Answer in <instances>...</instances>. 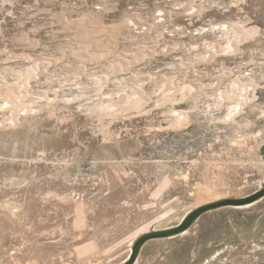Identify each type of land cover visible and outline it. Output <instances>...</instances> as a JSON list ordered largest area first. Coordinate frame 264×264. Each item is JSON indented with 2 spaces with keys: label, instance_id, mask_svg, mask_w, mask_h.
<instances>
[{
  "label": "rangeland",
  "instance_id": "1",
  "mask_svg": "<svg viewBox=\"0 0 264 264\" xmlns=\"http://www.w3.org/2000/svg\"><path fill=\"white\" fill-rule=\"evenodd\" d=\"M0 264H264V0H0Z\"/></svg>",
  "mask_w": 264,
  "mask_h": 264
},
{
  "label": "bare ground",
  "instance_id": "2",
  "mask_svg": "<svg viewBox=\"0 0 264 264\" xmlns=\"http://www.w3.org/2000/svg\"><path fill=\"white\" fill-rule=\"evenodd\" d=\"M223 26H224V28H225L228 32L231 31L230 28H229V25H228V26L223 25ZM232 30H233V29H232ZM234 31H235V37L240 36V33H241L240 30L237 29V30H234ZM244 33H245V37H247V36L249 35L248 32H244ZM246 39H248V37H247ZM20 77H22V76H20ZM19 79H23V78H19ZM236 79H237V78H236ZM239 82H240V81H239ZM98 83H99V82H98ZM235 83H236L235 85H237L238 80H236ZM248 83H249V82H248ZM18 84H19V83H18ZM19 85H20V84H19ZM231 85H232V84H231ZM227 90H228L229 92H231V91H232V87H231V88H227ZM234 91H235V90H234ZM234 91H233V92H234ZM237 91H238V90L236 89V92H237ZM217 92H218V91H217ZM229 92H225L227 96H229V94H230ZM139 101H140V100H136V101H135L136 104H138ZM233 102H235V98H234V101H233ZM220 105H221V104H220ZM101 106H102V108H104V107H106L107 105H105L104 103H102ZM107 107H108V106H107ZM108 109H109V108H108ZM233 111H235V110H233ZM234 114H235V113H233L232 116H233ZM236 115H237V114H235V116H236Z\"/></svg>",
  "mask_w": 264,
  "mask_h": 264
}]
</instances>
